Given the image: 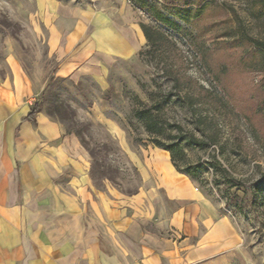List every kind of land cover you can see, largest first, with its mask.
Masks as SVG:
<instances>
[{
    "label": "rangeland",
    "instance_id": "obj_1",
    "mask_svg": "<svg viewBox=\"0 0 264 264\" xmlns=\"http://www.w3.org/2000/svg\"><path fill=\"white\" fill-rule=\"evenodd\" d=\"M251 12L250 0H210L177 35L131 0H0V78L20 66L22 107L42 102L41 126L57 127L35 129L37 150L66 144L60 190L118 226L143 222L142 264H264V17ZM141 25L164 39L148 44ZM128 45L127 59L93 54Z\"/></svg>",
    "mask_w": 264,
    "mask_h": 264
},
{
    "label": "crops",
    "instance_id": "obj_2",
    "mask_svg": "<svg viewBox=\"0 0 264 264\" xmlns=\"http://www.w3.org/2000/svg\"><path fill=\"white\" fill-rule=\"evenodd\" d=\"M126 47L121 53L93 54L127 59L133 53ZM57 54L63 59L68 53ZM85 58L82 54L76 60ZM74 66L81 77L80 66ZM11 74L8 81L0 78V264L147 263L143 248L149 246V238L142 233L143 222L124 220L118 226L103 205L92 212L79 197L60 190L65 179L57 178L62 172L57 160L66 156L67 146L37 150L41 136L35 129L47 125L54 136L56 124L41 126V113L36 124L24 121L31 108L22 104L32 87L20 66H13ZM65 139L75 143L68 136ZM219 219L217 211L210 209L208 226L220 231L226 221ZM218 235L221 242L229 238L228 232L213 233Z\"/></svg>",
    "mask_w": 264,
    "mask_h": 264
},
{
    "label": "trees",
    "instance_id": "obj_3",
    "mask_svg": "<svg viewBox=\"0 0 264 264\" xmlns=\"http://www.w3.org/2000/svg\"><path fill=\"white\" fill-rule=\"evenodd\" d=\"M158 1H162L160 6L157 4ZM209 4L210 0H131V5L142 12L148 20L160 26V28L177 35L191 34V31L185 26L197 24ZM250 6L252 8L251 16L254 19L264 17V0H250ZM160 28L141 25L143 35L148 44L154 45L164 39V34ZM154 34L157 36L154 37ZM42 112L43 104L38 101L31 107L30 113L24 121L36 124V117ZM139 116L143 115L139 113ZM140 118L145 122V117ZM147 127L149 128V126ZM67 133L73 134L72 131ZM154 144L171 154L174 167L180 171V167L176 164L174 147L165 146L158 140L154 141ZM185 171L187 172V170Z\"/></svg>",
    "mask_w": 264,
    "mask_h": 264
}]
</instances>
